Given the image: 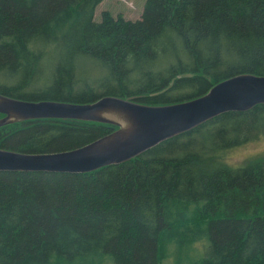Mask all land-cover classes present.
Masks as SVG:
<instances>
[{
  "label": "trees",
  "instance_id": "trees-1",
  "mask_svg": "<svg viewBox=\"0 0 264 264\" xmlns=\"http://www.w3.org/2000/svg\"><path fill=\"white\" fill-rule=\"evenodd\" d=\"M103 2L0 0V95L161 107L264 77V0H147L138 20L96 22ZM117 129L26 120L0 127V150L67 152ZM263 138L257 105L120 165L0 172V264H264V158L226 162Z\"/></svg>",
  "mask_w": 264,
  "mask_h": 264
},
{
  "label": "water",
  "instance_id": "water-1",
  "mask_svg": "<svg viewBox=\"0 0 264 264\" xmlns=\"http://www.w3.org/2000/svg\"><path fill=\"white\" fill-rule=\"evenodd\" d=\"M264 105V77L238 75L213 87L206 95L184 103L151 107L117 97L90 104L30 102L0 95V127L39 119H68L111 124L118 129L81 148L53 154L0 150V172L83 174L120 165L231 112Z\"/></svg>",
  "mask_w": 264,
  "mask_h": 264
},
{
  "label": "rangeland",
  "instance_id": "rangeland-1",
  "mask_svg": "<svg viewBox=\"0 0 264 264\" xmlns=\"http://www.w3.org/2000/svg\"><path fill=\"white\" fill-rule=\"evenodd\" d=\"M146 2L147 0H104L96 9L95 21L100 22L105 11L111 12L115 17L122 15L127 20H138L143 14ZM256 158H264V138L233 150L226 162L236 167ZM201 247L202 245L195 246ZM167 264H171L170 261Z\"/></svg>",
  "mask_w": 264,
  "mask_h": 264
}]
</instances>
